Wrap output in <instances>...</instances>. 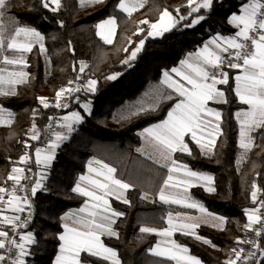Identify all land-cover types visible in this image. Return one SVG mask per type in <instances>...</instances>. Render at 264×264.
Here are the masks:
<instances>
[{"label": "trees", "instance_id": "1", "mask_svg": "<svg viewBox=\"0 0 264 264\" xmlns=\"http://www.w3.org/2000/svg\"><path fill=\"white\" fill-rule=\"evenodd\" d=\"M21 1L22 6L13 9V14L22 25L36 27L44 35L51 72L46 75L44 56L39 47L34 46L27 58L31 78L17 87L16 96L0 98V104L15 114L12 124L0 125V187H4L19 158L26 152L33 156L35 148L42 144L46 126L57 110L55 106L44 108L37 98L46 97L49 104L54 105L55 93L76 78L81 61L87 63L92 77L98 81L97 91L83 96L92 101L91 115L79 108L84 121L58 149L47 171L44 190H39L33 197L35 216L30 229L35 233L38 244L31 247L32 255L27 257L26 264H54L59 252L58 235L63 231L60 217L84 203L85 198L73 193L72 188L78 177L86 172L91 158L116 168V177L132 185L127 195L129 204L112 199L114 209L124 213L114 226L119 238L103 237L107 246L118 251L120 264H175L150 253L149 249L158 242V235L141 233L140 228L163 229L167 226L170 211L191 210L168 206L158 200L159 188L168 175L167 168L138 151L142 144L139 133L164 120L175 99H165L155 111L125 117L120 121H114L113 114L125 103L137 100L150 84L159 83L164 70L176 67L187 53L195 51L211 36L233 34L235 29L228 23V18L232 13H238L247 0H214L211 11L202 9L199 13L207 15L208 19L195 27L185 28L182 21L162 37L147 38L142 51L130 62V66L122 61L136 43L145 38L148 30V25H141L140 22L156 21L165 8L176 15L179 8L180 15H187L188 0H145V5L131 17L115 8L119 0H106L104 4L94 6H82L80 0H61L62 7L57 13L43 8L41 0ZM109 16L116 17L118 28L114 42L108 45L96 35L95 26ZM193 18L189 17L188 22ZM59 21H63V26ZM138 26L143 27L145 33L136 35L134 40L132 37ZM129 40L133 43L130 44ZM125 48L129 51H123ZM116 73L122 75L113 82H104L105 77ZM235 74L236 70L230 73ZM233 86L234 81L222 86L227 103L210 104L222 112L223 135L219 136L213 154L203 155L195 142L187 137L193 154L174 155L176 160L192 170L214 176L215 193H208L198 186L192 188L190 195L210 211L228 218L223 229L202 225L198 230L200 236L212 242L211 245L181 233L175 234L176 241L187 246L190 254L204 264H224L233 258L231 250L237 248L235 241L244 236L243 226L247 223L243 210L256 205L251 198L253 183L261 190L258 201L264 200V129H259L256 145L239 167V123L235 113L246 105L239 102L232 91ZM77 108L73 104L65 113ZM33 123L40 132L39 140L30 139ZM25 141L31 147L25 148ZM145 193L150 199H142ZM261 242L264 243V238ZM257 259H260L259 252ZM81 261L112 264L89 253H82Z\"/></svg>", "mask_w": 264, "mask_h": 264}, {"label": "snow or ice", "instance_id": "2", "mask_svg": "<svg viewBox=\"0 0 264 264\" xmlns=\"http://www.w3.org/2000/svg\"><path fill=\"white\" fill-rule=\"evenodd\" d=\"M81 4L98 5L104 4L106 0H80ZM42 6L57 13L61 7V0H41ZM214 0H188L189 11L187 15H180L179 8L176 9L177 16L165 8L159 13L155 22L141 21V25H148L145 38L141 39L134 49L131 50L123 64L129 65L142 51L147 38L162 37L165 33L175 29L184 21L185 28H192L208 19L207 15H199L202 9L211 11ZM142 0H119L115 8L122 13L131 15L142 7ZM8 0H0V20L6 14ZM195 17L188 22L189 17ZM63 26V21H59ZM228 23L235 29L233 34H214L206 40L202 46L195 51L189 52L180 60L178 67L164 70L161 85L170 91L160 88L155 89L152 102L145 107L144 103L134 104L135 111L129 116H136L148 111H155L159 107L162 98L173 100L174 106L167 112L164 120L146 127L139 133L145 142L151 146L158 159L157 163L164 161L167 168V178L163 180L159 188V200L164 204L178 205L188 209H197L199 216H181L173 212L167 214V227L157 229L155 227H141V233H156L162 238L161 242L149 251L153 255L163 257L175 264H201V261L190 254V249L172 240L174 233H181L197 241L211 245L208 238L197 234V229L202 225L211 224L219 227L225 224L227 217L210 212L203 203L191 197L189 189L194 186L205 188L208 193H213L214 178L203 171H194L187 164L179 163L174 159L175 153H187L191 156L192 150L186 137L200 148L201 153L206 156L213 154L217 138L223 135L221 129L222 112L211 103H227L226 92L218 85H229L234 81L232 91L239 102L247 108H241L235 113L239 123V147L243 150L241 161L247 158L252 150L255 137L252 133L264 129V0H247L239 8V14L232 13ZM96 35L100 36L106 44H112V37L116 34L117 19L115 16L99 22L96 26ZM145 33L143 27L137 29L136 35ZM45 37L36 27L30 25L14 24L12 33L5 36L4 29L0 26V98L14 97L18 93L16 86L25 84L31 78V74L25 71L28 67L26 54L33 51L35 45L43 54L46 52L44 46ZM129 43H133L129 40ZM5 51H11V55H5ZM123 51L128 52L125 48ZM11 67V70L9 69ZM87 64L80 62L79 73H83ZM75 71V66L74 69ZM236 70L235 75L230 73ZM174 74V75H173ZM121 73L109 75L106 79L115 81ZM79 76L77 77V81ZM98 81L88 79L86 85H74L68 82V87L61 88L55 93V104L50 105L46 97H38L44 108L55 106L57 108H68L67 98L72 97L79 102V97H73V93L86 90L90 93L97 91ZM91 104L89 100L81 104V108L91 115ZM13 113L0 106V124H11ZM127 118V117H126ZM56 121V117L50 118ZM85 117L79 111H72L68 115L59 118V128L53 130L49 125L50 138L44 148H35V165L39 168H47L55 158L56 149L64 141H68L70 135L75 131V126L83 122ZM31 140H39L40 132L35 123L32 125ZM25 148L31 147L27 141ZM150 159L153 156L149 157ZM27 152L19 158L18 163L27 165L30 161ZM93 164L98 167H93ZM117 169L101 160H92L88 163V175H80L72 192L78 196L85 197L83 205L74 211L65 213L60 220L63 222V231L59 233V252L55 257L54 264H81V253H89L92 256L102 257L104 260H112V264H120L117 252L107 247L102 241V236L119 238V233L113 225L117 223L123 212L112 208L110 197L117 201L129 204L125 193L132 187L130 183L116 178ZM46 179L44 172L32 173V169L13 167L8 176L12 182L11 187H0V264H26V257L32 255L30 251L38 240L33 231L24 232L32 221V200L38 190H44L43 180ZM251 198L259 207L244 209L247 223L245 230H251L254 234L251 240L237 238L235 243L251 245V250L246 251L243 247L231 250L232 259L224 264H261L264 260V243L256 237H264V200L258 201V193L261 191L253 183ZM20 193H24L21 195ZM7 196V199L5 198ZM142 199H149L148 193ZM28 210L27 216L20 214ZM13 213L6 215V212ZM7 226L9 230H4ZM11 233V234H10ZM164 244L166 246H161ZM259 252L260 259H257ZM163 264V262H161Z\"/></svg>", "mask_w": 264, "mask_h": 264}, {"label": "crops", "instance_id": "3", "mask_svg": "<svg viewBox=\"0 0 264 264\" xmlns=\"http://www.w3.org/2000/svg\"><path fill=\"white\" fill-rule=\"evenodd\" d=\"M142 3H143V6L145 5V3H146V1L145 0H142ZM80 4H81V2H80ZM82 6H90L89 4H87V3H85V4H81ZM94 6V5H93ZM142 6V7H143ZM142 7H138L137 8V10H139V9H141ZM136 10V11H137ZM135 13V12H134ZM172 14H173V16H177L176 14H174L173 12H172ZM237 14H239V12L237 13ZM101 22V21H100ZM155 22V21H154ZM117 25H118V23H117ZM118 28V27H117ZM116 33H117V30H116ZM220 34H222V35H230V34H223V33H220ZM115 37H116V34L112 37V39H113V42H114V40H115ZM212 37V36H211ZM210 37V38H211ZM101 38V37H100ZM135 38H136V33H135V35H133V37H132V39H134L135 40ZM156 38H158V37H156ZM209 38V39H210ZM208 40V39H207ZM139 43V41L136 43V45ZM109 45V44H108ZM135 47V46H134ZM134 47L131 49V50H133L134 49ZM144 47V46H143ZM143 49V48H142ZM131 52V51H130ZM130 52H129V55H130ZM139 54V53H138ZM28 55H29V53H28ZM128 55V56H129ZM28 58V57H27ZM128 58V57H127ZM126 58V59H127ZM125 60V59H124ZM28 62V61H27ZM29 65V64H28ZM179 66V64L176 66V67H178ZM26 70L28 71V67L26 68ZM29 73V72H28ZM110 75H113V74H110ZM174 75V74H173ZM109 76V75H108ZM104 82L107 84V83H110V82H113V81H111V80H108V79H106V77L104 78ZM154 85H156V86H158L160 89H162V90H164V91H170V90H168L167 88H166V86H164V85H161L160 84V82L159 83H157V84H154ZM222 86L223 85H218V87H220V88H222ZM223 89V88H222ZM224 90V89H223ZM145 93V92H144ZM81 93H79L77 96L79 97V102H77V101H75V102H73L74 104H76L77 106H78V108L77 109H75V110H72V111H79L80 112V110H79V108H81V104H83V103H85V102H87V101H89V100H91V99H86V98H84L82 95H80ZM89 94H91L90 92H89ZM153 94H154V92H146V99H151L152 100V96H153ZM174 99H175V97H174ZM167 100V99H166ZM164 101V100H163ZM163 101H160V104L163 102ZM159 104V105H160ZM210 104H212L211 102H210ZM213 104H215V103H213ZM174 106V105H173ZM172 106V107H173ZM210 107H214V106H212V105H209ZM171 107V108H172ZM247 107V106H246ZM245 107V108H246ZM91 108H92V104H91ZM214 108H216V107H214ZM82 109V108H81ZM217 109V108H216ZM9 110V109H8ZM83 110V109H82ZM219 110V109H218ZM11 111V110H10ZM72 111H69V112H67V113H65L64 112V114H63V116H65V115H68L70 112H72ZM221 111V110H220ZM81 113V112H80ZM86 113V112H85ZM82 115V114H81ZM14 119H15V114L13 115V118H12V123H13V121H14ZM120 120H122V119H120ZM120 120H114V121H120ZM11 123V124H12ZM155 124V123H154ZM8 125H10V124H8ZM79 125V124H78ZM78 125H76L75 126V129H77V127H78ZM3 126H4V124H3ZM7 126V125H6ZM151 126V125H150ZM149 127V126H148ZM58 130H61L60 128L58 129ZM74 132V131H73ZM72 132V133H73ZM142 132V131H141ZM140 132V133H141ZM71 133V134H72ZM71 136V135H70ZM141 136V135H140ZM187 138V137H186ZM189 138H190V136H189ZM218 138H220V137H218ZM218 138H217V140H218ZM141 141H142V144H141V146L139 147V149H138V151L143 155V156H145V157H147V158H149L150 156H153V158L152 159H150V160H152V161H155L156 162V160L158 159V156H156L155 155V153H154V150L151 148L150 150H146L147 148L145 147V148H143L144 147V145H145V143H144V137L143 136H141ZM66 141H64L62 144H61V146L65 143ZM194 142V141H193ZM48 143V142H47ZM47 143H45V144H41V145H39V146H37V147H41V148H44L46 145H47ZM60 146V147H61ZM36 147V148H37ZM59 147V148H60ZM59 148H57L56 149V152H55V157H56V153H57V151H58V149ZM29 155V157H32V159H33V161L35 162V150H34V152H33V156H31L30 154H28ZM55 160V158L53 159V161ZM92 160H98V159H96V158H91L90 159V161H92ZM53 161L50 163V165L47 167V168H37V170H36V172H35V174H37V173H39V172H44L45 173V175H46V179H44L43 180V185H44V187H45V185H46V183H47V179H48V170H49V168L51 167V165H52V163H53ZM89 163V162H88ZM157 163V162H156ZM158 164H160V165H162V166H164V164L163 163H161V161L158 163ZM36 166V165H35ZM15 167H20V168H25V164H23V163H18ZM93 167H98L97 165H95V164H93ZM112 167V166H111ZM165 167V166H164ZM207 174H209V173H207ZM82 175H88V164H87V169H86V172L84 173V174H82ZM209 175H211V174H209ZM213 176V175H212ZM79 178V177H78ZM117 178V177H116ZM213 178H214V176H213ZM213 186L215 187V180L213 181ZM194 187H198V186H194ZM194 187H192V188H194ZM199 187H201V186H199ZM192 188H190L189 189V193L191 192V190H192ZM202 188H204V187H202ZM131 189V188H130ZM129 189V190H130ZM128 190V191H129ZM204 190H205V188H204ZM39 191V190H38ZM128 191L125 193V196H126V198H127V195H128ZM215 191H216V188H215ZM215 191L213 192V193H215ZM191 194V193H190ZM259 195H260V192L258 193ZM6 199H7V196L5 197ZM83 198H85V197H83ZM85 199H87V198H85ZM110 199V201H111V203H112V199H115L114 197H110L109 198ZM158 200H159V195H158ZM160 201V200H159ZM161 202V201H160ZM161 203H163V202H161ZM164 204V203H163ZM83 205V204H82ZM165 205H168V206H170L169 204H165ZM174 206H178V205H174ZM81 207V206H80ZM80 207H78V208H73V209H71V210H69V211H74V210H77V209H79ZM180 207H182V206H180ZM112 208L114 209V207H113V204H112ZM185 208V207H184ZM207 208V207H206ZM253 207H251V208H249V209H252ZM188 209V208H187ZM208 209V208H207ZM191 211L190 212H173V215H176L177 213H179L180 215H182V216H193V217H196V216H199L200 215V213H199V211L197 210V209H190ZM209 210V209H208ZM68 211V212H69ZM117 211V210H116ZM210 211V210H209ZM210 212H212V211H210ZM212 213H214V212H212ZM6 215H12L13 213H11L10 211L9 212H6L5 213ZM214 214H217V213H214ZM217 215H219V214H217ZM120 218V217H119ZM118 218V219H119ZM118 221V220H117ZM166 221H167V219H166ZM226 224V223H225ZM225 224H223V227H222V225L221 226H219V227H214V228H218V229H223L224 228V226H225ZM115 225H113V227H114ZM168 226V225H167ZM166 226V227H167ZM208 226H210V227H213L211 224H209ZM62 227H63V222H62ZM201 227V226H200ZM200 227L196 230L197 231V234H198V230L200 229ZM26 230H30V227H28ZM26 230L24 231V232H26ZM159 230V229H158ZM151 234H156V233H151ZM175 234L176 233H174L173 234V236H172V240H175L176 241V239H175ZM156 235H158V234H156ZM199 235V234H198ZM200 236V235H199ZM103 237H105V236H102L101 237V239H102V241L104 242V240H103ZM202 237V236H201ZM164 238H162L161 236H159L158 235V242H161L162 240H163ZM157 242V243H158ZM177 242V241H176ZM157 243H155L154 245H153V247H155L156 245H157ZM178 243V242H177ZM105 244V243H104ZM106 245V244H105ZM107 246V245H106ZM161 246H166V245H164V244H161ZM107 247H109V246H107ZM152 247V248H153ZM113 249V248H112ZM115 250V249H114ZM116 252H117V259L119 260V262L121 263V260H120V258H119V255H118V251L117 250H115ZM150 253L152 254V252L150 251ZM81 255H82V253H81ZM153 255V254H152ZM155 256V255H154ZM27 258V257H26ZM163 258V257H162ZM111 263H112V260H109ZM175 262V261H174ZM81 264H87V263H84V262H82L81 261ZM202 264V263H201ZM204 264V263H203Z\"/></svg>", "mask_w": 264, "mask_h": 264}, {"label": "rangeland", "instance_id": "4", "mask_svg": "<svg viewBox=\"0 0 264 264\" xmlns=\"http://www.w3.org/2000/svg\"><path fill=\"white\" fill-rule=\"evenodd\" d=\"M22 1L21 0H8V7H7V10H6V14L5 16L3 17L2 20H0V26L3 27L4 29V33H5V36H9L11 35L12 33V29H13V26L14 24L16 23H19L20 25H22L20 22H19V19L16 17V15L13 14V9L15 8H18L20 6H22ZM43 35V34H42ZM36 46V45H35ZM37 46L39 47V45L37 44ZM44 46H45V40H44ZM45 49H46V46H45ZM5 55H11V51H5L4 52ZM43 56H44V64H45V70H46V75L49 76L50 72H51V63H50V59L47 55V52L43 53ZM28 57V53L26 54V59ZM28 61V60H27ZM87 64V63H86ZM11 67L12 66H9V69L11 70ZM88 67V66H87ZM86 67V68H87ZM25 71H27L25 69ZM28 72V71H27ZM94 79V78H93ZM19 85L16 86V91H17V87ZM96 88H97V85H96ZM159 88L158 86L154 85V84H150L147 89H145L143 91V93L140 95V97L135 100V101H132V102H129V103H125L124 105H122L121 107H119L116 112L113 114V120H120V119H124L125 117H130L129 114L130 112L132 111H135V109L132 107L134 104H139L141 102L144 103V106L147 107L151 102L152 100L151 99H146V92H155V89ZM82 93L80 95L84 96L85 94H88L89 92H87L86 90H82L81 91ZM145 92V93H144ZM165 101L164 98H162L160 101ZM48 103H49V100L47 99ZM75 102V101H74ZM0 106H2L0 104ZM3 107V106H2ZM247 108V107H246ZM12 112V111H11ZM13 113V112H12ZM14 114V113H13ZM0 125H3V124H0ZM4 125H8V124H4ZM59 129V128H58ZM258 132L259 130H257L256 132L252 133V135L255 137V143H254V146L256 145L257 143V136H258ZM31 134H32V131H31ZM145 145L143 148H147L146 150H150L151 149V146H149L145 140H143ZM253 146V147H254ZM242 149L240 148V153H239V156H238V166L241 167L243 165V163H245L246 159H244L243 161H241L240 157H241V153H242ZM249 154V153H248ZM248 154H247V157H248ZM175 155V154H174ZM175 159V157H173ZM178 161V160H177ZM179 163H181L180 161H178ZM161 163L164 164V161H161ZM184 164V163H182ZM196 171V170H195ZM45 188V187H44ZM150 199V198H149ZM182 216V215H181ZM223 227V225H222ZM27 231H32L31 229L30 230H26ZM194 256V255H193ZM198 258V257H197ZM199 259V258H198ZM201 260V259H199ZM26 262H27V258H26ZM201 263L203 264V262L201 261Z\"/></svg>", "mask_w": 264, "mask_h": 264}, {"label": "built area", "instance_id": "5", "mask_svg": "<svg viewBox=\"0 0 264 264\" xmlns=\"http://www.w3.org/2000/svg\"><path fill=\"white\" fill-rule=\"evenodd\" d=\"M78 76H79V80L77 81V77ZM88 79H93V77H92V75L90 73L89 67L85 68V71L83 73H79V70H78V74L76 75V78L74 80H72L74 82L73 86H75L76 84H79L80 86L86 85ZM68 86L69 85H67V87ZM79 93H73V97L77 96ZM66 102L69 104L68 108H57L56 112L51 116V117H56L57 120L56 121H53L51 119L49 120V122H48V124L46 126L45 135H44L42 144H45V143H47L49 141V138H50V133H49V130H48L49 129V125L51 124L53 126V130H58V128H59V118L63 117L64 112L67 109H69L74 104L73 103L74 99L72 97H69V98H67ZM30 158L31 159H30L29 163L27 165H25V169L30 167L32 169V173L35 174V162L33 161L32 157H30ZM11 184H12V182L9 181L8 178H7L6 181H5L4 186H8L10 188ZM20 194L23 195L24 193H20ZM31 200H32V205H33L32 209H31L32 221L30 222L28 227H30V225L34 221V216H35V213H34L35 212V202L33 200V197H31ZM257 207H259V203H256L254 208H257ZM261 212L264 213V209H261ZM27 214H28V210L26 209V211L21 213L20 215L22 217H24V216H27ZM26 229H24L23 231H25ZM4 230H9V229H8L7 226H4ZM243 232H244V236L240 238L241 240H251V239H253L254 234L251 232V230H245L244 229ZM263 238L264 237H256V239L258 241H260V242H261V240ZM238 247H243L246 251L251 250V245H248V244H240V245H237V248ZM1 252H2V250H1ZM6 264H7V262H6Z\"/></svg>", "mask_w": 264, "mask_h": 264}]
</instances>
